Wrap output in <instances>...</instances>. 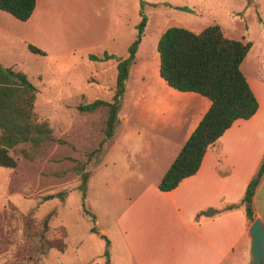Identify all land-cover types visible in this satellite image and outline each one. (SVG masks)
<instances>
[{
    "label": "rangeland",
    "instance_id": "rangeland-1",
    "mask_svg": "<svg viewBox=\"0 0 264 264\" xmlns=\"http://www.w3.org/2000/svg\"><path fill=\"white\" fill-rule=\"evenodd\" d=\"M113 9L110 37L103 47L58 59L34 58L6 43L0 50L7 62L23 64L29 80L39 86L37 117L47 120L53 135L61 139L28 151L30 157L18 155L14 169L0 167V264H107L105 251L108 264H133L118 217L149 181L160 180L164 162L176 150L171 142L179 135L170 122L155 118V101L167 90L178 91L158 74L156 45L166 28L198 32L219 24L226 36L252 42L241 70L250 80H264V0H113ZM141 12L146 23L118 108L114 141L107 142L98 160H88L86 154L104 137L106 110L82 112L77 106L111 100L117 73L115 59L95 61L89 55L106 51L126 57ZM81 161L85 178L75 169ZM58 192L65 193L64 200H43ZM85 209L95 215L99 234L90 231L93 223ZM53 210L49 227L65 226L66 247L43 253L39 221Z\"/></svg>",
    "mask_w": 264,
    "mask_h": 264
},
{
    "label": "crops",
    "instance_id": "crops-1",
    "mask_svg": "<svg viewBox=\"0 0 264 264\" xmlns=\"http://www.w3.org/2000/svg\"><path fill=\"white\" fill-rule=\"evenodd\" d=\"M113 12V0H35L24 21L0 10V50L6 43L9 49L16 45L34 58L48 59L89 52L105 46ZM27 44L45 54L30 52ZM7 61L0 54L2 65L26 73L23 64ZM246 79L258 102L256 112L235 120L209 146L193 175L169 191L159 190L160 180L149 181L119 215L117 224L133 264H250L251 223L240 201L264 155V80ZM155 102L156 122H170L179 130L177 141L171 142L176 150L163 164L164 174L210 101L196 92L167 90ZM113 141L114 135L109 139ZM209 208L215 213L204 214ZM252 209L264 228V174Z\"/></svg>",
    "mask_w": 264,
    "mask_h": 264
},
{
    "label": "trees",
    "instance_id": "trees-1",
    "mask_svg": "<svg viewBox=\"0 0 264 264\" xmlns=\"http://www.w3.org/2000/svg\"><path fill=\"white\" fill-rule=\"evenodd\" d=\"M34 7L35 0H0V10L21 21L29 18ZM145 23L146 16L142 15L137 36L128 46L126 57H117L106 51L101 56L89 55V59L95 61L115 59L117 73L111 100L96 99L77 106L82 112H94L103 108L106 110L102 129L104 137L94 150L86 154L88 160H98L115 133L119 123L118 108L125 92L129 69L135 62ZM251 46V41L226 36L219 24L208 25L198 32L170 26L158 38L156 48L160 77L176 90L196 92L210 101V107L161 177L158 183L159 190L169 191L183 178L193 175L209 146L235 120L247 119L256 112L257 99L241 70V63ZM27 48L32 53L45 54L32 44H27ZM37 93L38 88L29 80L26 73L0 63V167L14 169L18 164V155L30 157L27 155L28 151L36 152L53 142H61V139L53 135L49 122L37 117L35 111ZM84 164L85 161H81L75 167L78 173L85 174ZM263 174L264 155L240 201L250 223L255 220L252 209L253 194ZM84 186L83 184L81 188L84 189ZM64 194V192L47 194L43 200L54 197L64 200ZM234 207L235 205L226 206L227 209ZM215 211L209 208L203 213L211 215ZM55 213L53 210L39 221L40 250L43 253L51 248L63 251L66 247L65 226L61 225L54 229L49 227V220ZM85 213L93 223L90 231L99 234L95 226V215L86 209ZM104 255L108 264V252L105 251Z\"/></svg>",
    "mask_w": 264,
    "mask_h": 264
},
{
    "label": "water",
    "instance_id": "water-1",
    "mask_svg": "<svg viewBox=\"0 0 264 264\" xmlns=\"http://www.w3.org/2000/svg\"><path fill=\"white\" fill-rule=\"evenodd\" d=\"M251 237L250 253L252 259L250 264H262L264 257V228L259 218H256L249 227ZM101 237H104L100 234Z\"/></svg>",
    "mask_w": 264,
    "mask_h": 264
}]
</instances>
